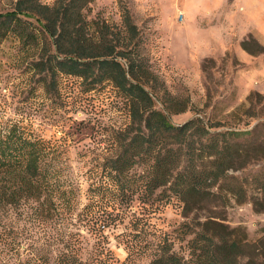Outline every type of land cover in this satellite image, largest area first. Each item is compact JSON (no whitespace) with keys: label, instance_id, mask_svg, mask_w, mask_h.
I'll return each instance as SVG.
<instances>
[{"label":"trees","instance_id":"1","mask_svg":"<svg viewBox=\"0 0 264 264\" xmlns=\"http://www.w3.org/2000/svg\"><path fill=\"white\" fill-rule=\"evenodd\" d=\"M91 1L13 0L10 9L0 11V45L13 39L31 70L22 106L14 116L0 120V245L11 250L1 262L46 264L52 259L56 264H88L79 255L84 239L80 225L97 243L107 241L106 227L128 214L148 225L131 202L137 194L149 203L160 188L183 201L184 231L192 234L186 253L174 250L163 232L144 242H126L127 257L147 253L148 264H262L259 239L248 238L218 216L186 214L189 200L211 198L221 188V178L231 166L227 131L211 130L198 115L174 123L171 113L184 110L188 100L170 93L151 68L129 8L120 5L121 22L116 25L91 16ZM61 75L75 77L80 92L110 85L126 112L109 146L90 152L87 201L80 206L79 186L66 173L67 138L47 139L33 129L37 116L63 127V121L52 118L60 108L56 99ZM69 119L93 128L90 116ZM228 191L236 195L233 188ZM19 219L31 225L27 246L14 228ZM98 245L103 249L104 244Z\"/></svg>","mask_w":264,"mask_h":264},{"label":"rangeland","instance_id":"2","mask_svg":"<svg viewBox=\"0 0 264 264\" xmlns=\"http://www.w3.org/2000/svg\"><path fill=\"white\" fill-rule=\"evenodd\" d=\"M12 4L13 0H0V11L10 9ZM123 4L139 28L151 68L170 93L188 100L184 110L171 113V120L181 123L198 115L212 125L211 130H226L231 144V166L226 171L228 176L221 178L218 193L196 202L189 200L191 209L186 214L189 218L193 214H212L239 227L248 238L260 240L264 255V0H92L89 14L120 25ZM27 62L16 51L13 39L1 43L0 120L14 116V110L22 106L23 94L29 92L31 70ZM76 86L75 77L60 76L56 99L60 108L52 118L63 121V127L43 123L37 116L33 129L47 139L61 135L67 138L66 173L79 186L80 206L87 201L85 172L90 152L109 146L111 134L126 121V112L110 85L92 92H80ZM155 106L160 107L158 99ZM88 116L93 128L76 126L69 119ZM230 187L236 195L229 193ZM148 202L140 201L137 194L131 202L138 215L146 216L148 225L128 214L115 226L104 229L106 242L97 243L87 227L80 225L84 237L79 250L81 258L88 264H148L147 253L128 258L126 242H144L152 234L163 232L174 250L186 253L192 234L184 231L187 219L183 201L159 188ZM13 223L19 231L18 239L27 246L32 237L31 225L22 219ZM98 244H104L103 249ZM1 247L6 249L0 250V264H5L1 257L11 250L6 245ZM46 264L56 263L49 259Z\"/></svg>","mask_w":264,"mask_h":264}]
</instances>
